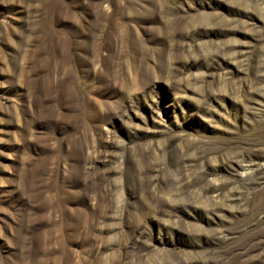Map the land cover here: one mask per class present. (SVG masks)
<instances>
[{
  "label": "rangeland",
  "instance_id": "rangeland-1",
  "mask_svg": "<svg viewBox=\"0 0 264 264\" xmlns=\"http://www.w3.org/2000/svg\"><path fill=\"white\" fill-rule=\"evenodd\" d=\"M0 264H264V0H0Z\"/></svg>",
  "mask_w": 264,
  "mask_h": 264
}]
</instances>
